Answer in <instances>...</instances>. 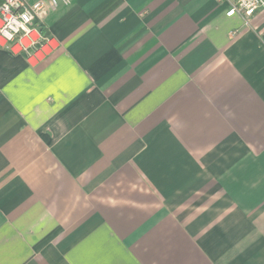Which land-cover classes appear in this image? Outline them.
Returning a JSON list of instances; mask_svg holds the SVG:
<instances>
[{"label":"crops","instance_id":"1","mask_svg":"<svg viewBox=\"0 0 264 264\" xmlns=\"http://www.w3.org/2000/svg\"><path fill=\"white\" fill-rule=\"evenodd\" d=\"M231 3L70 0L0 47V264H264V6Z\"/></svg>","mask_w":264,"mask_h":264},{"label":"built area","instance_id":"2","mask_svg":"<svg viewBox=\"0 0 264 264\" xmlns=\"http://www.w3.org/2000/svg\"><path fill=\"white\" fill-rule=\"evenodd\" d=\"M70 0H40L27 4L24 0L0 1V47L12 54L34 55L44 47L52 48V39L44 36L37 18L47 15L56 5H67ZM264 6V0H232L226 14L249 18ZM11 36V39L7 38Z\"/></svg>","mask_w":264,"mask_h":264},{"label":"trees","instance_id":"3","mask_svg":"<svg viewBox=\"0 0 264 264\" xmlns=\"http://www.w3.org/2000/svg\"><path fill=\"white\" fill-rule=\"evenodd\" d=\"M0 1H1V0H0ZM38 27H39L41 33H42L44 36H48V35H49L47 29L45 28V26H44L43 24H39Z\"/></svg>","mask_w":264,"mask_h":264},{"label":"clouds","instance_id":"4","mask_svg":"<svg viewBox=\"0 0 264 264\" xmlns=\"http://www.w3.org/2000/svg\"><path fill=\"white\" fill-rule=\"evenodd\" d=\"M7 38L11 39V36H8Z\"/></svg>","mask_w":264,"mask_h":264}]
</instances>
